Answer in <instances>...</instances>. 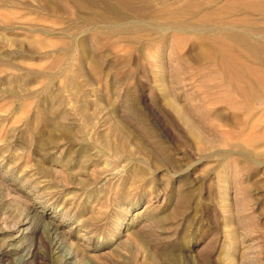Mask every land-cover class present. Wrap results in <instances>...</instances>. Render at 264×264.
Wrapping results in <instances>:
<instances>
[{
    "label": "rangeland",
    "instance_id": "374dc122",
    "mask_svg": "<svg viewBox=\"0 0 264 264\" xmlns=\"http://www.w3.org/2000/svg\"><path fill=\"white\" fill-rule=\"evenodd\" d=\"M3 2L0 247L11 260L23 249L27 264H264V103H210L234 95L188 56L194 35L130 44L99 29L95 46L96 6ZM235 142L255 162L230 154Z\"/></svg>",
    "mask_w": 264,
    "mask_h": 264
},
{
    "label": "bare ground",
    "instance_id": "6f19581e",
    "mask_svg": "<svg viewBox=\"0 0 264 264\" xmlns=\"http://www.w3.org/2000/svg\"><path fill=\"white\" fill-rule=\"evenodd\" d=\"M3 1L0 2V6H6V2ZM127 1L83 0L84 3L86 2V5H90L91 7L96 6L102 10L101 12L100 10L98 12L93 11L95 19H98V23L103 24L102 26L98 25L99 27H94L93 23L95 20H93L90 14L91 17L87 20L94 27V37L91 39V42H94L95 46L98 44V40L93 39H96L97 35L100 34L99 29L103 30L101 34L105 40H108L106 38L116 37L117 40L120 39L121 42L125 40L130 44H136L142 40L145 42H152L153 40L161 41L170 32H183L194 35L200 41H198L200 45H198L197 49L190 50L189 52L191 53H188V56L195 61L212 64L214 70L217 69L219 71L221 79L223 80L224 78L226 81L224 88L228 92H233L235 97L232 98L230 94L226 96L216 95L210 99V103L214 102L219 105L220 103H225L227 108L230 107L235 112H238V106L240 105L246 106L253 101H256L255 103H264V0H172V2L170 0H140L142 3L140 7H131ZM39 3H41L40 5L38 4L39 7L45 10V12L49 11L50 13L55 10L60 11V13L64 12L61 6L57 7V9L52 6L53 0H39ZM75 6H79V4ZM84 12L81 11L82 14ZM185 15L186 17H183ZM249 16H257L258 20L254 21L253 18V21L249 20ZM89 27L91 26L89 25ZM101 34L100 36H102ZM69 38L74 39L75 37L70 36ZM76 43L81 48H84L86 45L84 39H77ZM65 50L67 49L65 48ZM251 110L253 109L251 108ZM239 116L242 119H246L252 115L251 113H248V115L239 113ZM182 120L184 119L182 118ZM222 120H224V117ZM238 120L237 116L236 121ZM231 125V128H233V124ZM237 125L235 124V128L241 129L240 125ZM253 127L255 128V125ZM198 133L200 134L201 132ZM199 134L196 136H199ZM255 138L251 140L254 144H256L255 142L259 143L258 141L264 140L259 139V136L258 141ZM243 146L236 142L234 145L231 143V148L229 147L231 149L229 150L230 154L238 153L247 160L255 162V150L247 149L246 146ZM36 232L38 233L39 230H36ZM41 236L40 234L38 238L45 249L42 260L50 261L54 257L50 254V246L53 241L48 237L43 238ZM15 254L19 255L17 263L11 260L7 250H4L1 246L0 264H27L29 261V254H26L23 249H20Z\"/></svg>",
    "mask_w": 264,
    "mask_h": 264
}]
</instances>
